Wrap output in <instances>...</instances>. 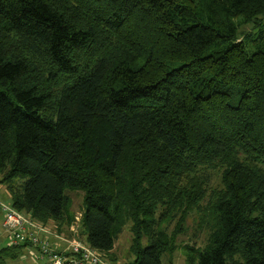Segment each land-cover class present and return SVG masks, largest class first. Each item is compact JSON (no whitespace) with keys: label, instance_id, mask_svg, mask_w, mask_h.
Segmentation results:
<instances>
[{"label":"trees","instance_id":"obj_1","mask_svg":"<svg viewBox=\"0 0 264 264\" xmlns=\"http://www.w3.org/2000/svg\"><path fill=\"white\" fill-rule=\"evenodd\" d=\"M237 17L263 19L264 0H0L11 205L59 221L80 190L89 247L111 264H165L183 230L161 225L199 207L224 159L208 242L186 245V264H264V21L247 42ZM20 248L1 247L0 264Z\"/></svg>","mask_w":264,"mask_h":264},{"label":"rangeland","instance_id":"obj_2","mask_svg":"<svg viewBox=\"0 0 264 264\" xmlns=\"http://www.w3.org/2000/svg\"><path fill=\"white\" fill-rule=\"evenodd\" d=\"M264 21V18L261 20H256L252 22L245 23L244 20L240 17H237L235 22L238 24L237 37L240 40H246L247 42L251 41L248 38V35L252 38L255 33L259 30V25ZM264 24V22H263ZM262 25V24H261ZM252 46V43H250ZM88 56V55H87ZM235 158L243 160L246 158L245 155L239 153ZM226 160L219 159L218 164L215 167L207 168L208 172L211 173L210 183L207 188V193L204 199L200 202L199 207L190 209L186 212L183 218H181V213L177 212L181 210L179 207L169 213L170 217L168 220L161 226L164 227L167 231H174L177 227H180V230H183L182 233L177 235V249L173 254L168 258V262L165 264H186V254L189 247L186 245L203 247L207 244L209 235H210V223L208 222V204L211 203V195L215 190L224 189V171ZM249 163L252 166H255L254 162ZM1 184V183H0ZM0 187L9 193L6 184L2 183ZM5 185V186H4ZM10 195V193H9ZM66 195L68 196V205L64 211V216L61 220H47V221H38L33 219L35 224L36 233L40 240L47 241L51 245V248L55 250L58 255L63 253L70 255L74 254V248L67 247L70 245V242L81 243L87 245V230L83 227V196L84 193L80 190H66ZM2 199L7 204H11L8 195H2ZM185 200V199H184ZM187 201V200H185ZM185 203L181 205H185ZM187 207V204L185 205ZM165 210V206L158 205L154 210V219H160V216H163L162 211ZM152 215V217H153ZM167 215V216H168ZM4 218L3 211L0 209V248L5 245V241L8 240V235L2 231V221ZM176 221H179L181 224H176ZM128 222V223H127ZM125 226L123 227V232L120 234L119 238L116 241L115 252L117 251L120 254L119 258L121 261H124L127 257L128 246L132 238V221L127 220ZM144 241V240H143ZM187 247V248H186ZM25 248V249H24ZM27 244L22 245V250L15 257L11 258V253L3 259V264H46V260L43 259V254L37 251L35 247H30V250ZM132 259V258H131Z\"/></svg>","mask_w":264,"mask_h":264},{"label":"built area","instance_id":"obj_3","mask_svg":"<svg viewBox=\"0 0 264 264\" xmlns=\"http://www.w3.org/2000/svg\"><path fill=\"white\" fill-rule=\"evenodd\" d=\"M0 208L3 211L2 231L8 235L7 245L19 246L27 244L35 247L39 254H43L46 264H111L96 250L81 243L70 242L67 247L74 248V254L63 253L58 255L47 241H42L37 236L36 226L29 214L16 210L11 204L0 201ZM28 246V247H29ZM27 248L31 251V249ZM25 249V248H24Z\"/></svg>","mask_w":264,"mask_h":264},{"label":"crops","instance_id":"obj_4","mask_svg":"<svg viewBox=\"0 0 264 264\" xmlns=\"http://www.w3.org/2000/svg\"><path fill=\"white\" fill-rule=\"evenodd\" d=\"M0 185H3L2 183ZM5 186V185H4ZM2 195H8L10 198V195L8 192L4 191L1 187H0V201L4 202V200L2 199ZM1 209V208H0ZM8 241V240H7ZM7 241H5V245H7ZM4 245V246H5ZM2 246V247H4ZM31 252V251H30Z\"/></svg>","mask_w":264,"mask_h":264}]
</instances>
